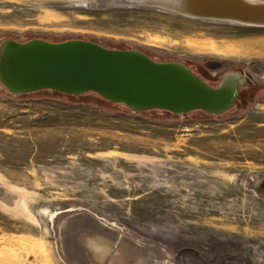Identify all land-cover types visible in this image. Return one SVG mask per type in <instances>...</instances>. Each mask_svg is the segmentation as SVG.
Returning a JSON list of instances; mask_svg holds the SVG:
<instances>
[{
  "label": "rangeland",
  "instance_id": "rangeland-1",
  "mask_svg": "<svg viewBox=\"0 0 264 264\" xmlns=\"http://www.w3.org/2000/svg\"><path fill=\"white\" fill-rule=\"evenodd\" d=\"M146 1L0 0V264H264V25ZM68 42L169 64L221 103L15 87L14 51Z\"/></svg>",
  "mask_w": 264,
  "mask_h": 264
},
{
  "label": "water",
  "instance_id": "water-1",
  "mask_svg": "<svg viewBox=\"0 0 264 264\" xmlns=\"http://www.w3.org/2000/svg\"><path fill=\"white\" fill-rule=\"evenodd\" d=\"M253 1L197 0L195 10L184 6L179 13L200 19L264 25V2ZM152 6L177 13L171 7ZM15 53L17 56L20 55V60L15 61L18 66L20 67L21 63L26 64L23 76L20 74L21 77L13 80L20 92L44 87L74 93L96 91L123 104L135 107H162L177 112L197 107L198 103L202 108L204 104L221 103V100L213 98L214 96H211L201 83L186 77L171 65L153 63L143 56L130 52H118L96 45L68 42L58 45L22 47L14 51L13 57ZM174 73L180 75L179 79L173 77ZM178 81L182 86L197 87L205 95L191 97L189 101L180 105L167 106L164 97L158 94L178 87H168L172 82ZM185 91H187L186 88L179 87L169 95L182 97L180 94ZM182 99L185 98L182 97Z\"/></svg>",
  "mask_w": 264,
  "mask_h": 264
},
{
  "label": "bare ground",
  "instance_id": "bare-ground-1",
  "mask_svg": "<svg viewBox=\"0 0 264 264\" xmlns=\"http://www.w3.org/2000/svg\"><path fill=\"white\" fill-rule=\"evenodd\" d=\"M253 2H255V1H253ZM260 2H262V1H260ZM145 3L146 4L148 3L147 5H149L150 7H153L152 5H157V6H160L162 8H170L171 7L174 11H177L178 14H183V13H179V12H181L182 7H184V6L190 8L191 10H195L196 6H197L196 5L197 0H147ZM178 76H180V75H178L176 73L173 74V77H176V78L179 79ZM171 86H174V87L178 86V87H175V88H173V89H171L169 91H165L163 93L158 94L159 96L162 95L164 97V99L166 100V103H167L166 105L167 106L180 105V103H184V102L189 101L188 99L191 98V97L205 95L203 92H200L197 87H195L193 85L182 86L181 82H179V81L176 82V83L172 82L168 87H171ZM179 87L186 88L187 91H185V92H183L181 94L179 93L185 99H182V97H178V96L174 97V96H170L169 95L170 92L174 91V89H177ZM183 100H186V101H183ZM99 244H100V242H99ZM91 245L92 244H90V246ZM99 248H101V247H99Z\"/></svg>",
  "mask_w": 264,
  "mask_h": 264
},
{
  "label": "trees",
  "instance_id": "trees-1",
  "mask_svg": "<svg viewBox=\"0 0 264 264\" xmlns=\"http://www.w3.org/2000/svg\"><path fill=\"white\" fill-rule=\"evenodd\" d=\"M262 187H263V190H264V185Z\"/></svg>",
  "mask_w": 264,
  "mask_h": 264
}]
</instances>
